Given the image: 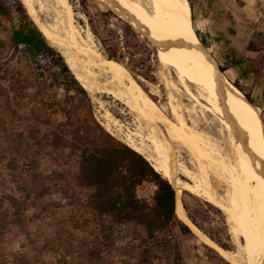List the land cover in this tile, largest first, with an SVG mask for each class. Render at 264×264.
Wrapping results in <instances>:
<instances>
[{
	"label": "trees",
	"instance_id": "obj_1",
	"mask_svg": "<svg viewBox=\"0 0 264 264\" xmlns=\"http://www.w3.org/2000/svg\"><path fill=\"white\" fill-rule=\"evenodd\" d=\"M188 1L192 10V0ZM88 23L108 60L123 64L142 87L141 79L155 82L152 66L158 48L138 29L123 22L115 32L108 26L99 27L91 16ZM3 31L8 32V39L3 42L0 36V99L25 106L31 125L4 140L0 136V158L17 182L16 188L0 195V235L20 223L30 201L43 198L45 179L57 173L52 169L43 179L37 171L41 159H74L78 184L88 190L84 206L95 220L96 230L91 240L80 242L73 264H188L183 242L196 235L178 218L172 183L143 154L100 125L88 90L21 0H0V34ZM247 49L264 50V26L255 24ZM54 113H60L62 119L52 118ZM143 181L155 185L152 203L136 193ZM187 216L227 249L188 212ZM12 259L15 264H29L23 254H14ZM0 264H4L1 258Z\"/></svg>",
	"mask_w": 264,
	"mask_h": 264
},
{
	"label": "rangeland",
	"instance_id": "obj_2",
	"mask_svg": "<svg viewBox=\"0 0 264 264\" xmlns=\"http://www.w3.org/2000/svg\"><path fill=\"white\" fill-rule=\"evenodd\" d=\"M21 1L26 7H29L28 0ZM67 1L72 11L74 24L80 32V35L86 37L88 34L92 48H95L98 54L100 53L101 56L106 58L100 42L90 30L88 16H91L94 23L99 27L108 26L115 32L120 30L124 21L94 0ZM123 1L133 4L132 0ZM217 1L219 2V0H192L191 18L193 27L198 34V38L204 41L206 30H209V13L212 11V4L217 3ZM224 1L235 2V0ZM253 5H255V2ZM257 8L258 20L256 24L264 26V4L260 6V3H257ZM27 9L32 16L30 8ZM50 15L46 13L37 14V20L43 25H47L52 19V15ZM0 36L3 42H7V31L1 32ZM61 36L64 37V35ZM53 43H57V41ZM58 45V43L55 44L56 47ZM156 50L157 61L153 62L152 66V74L155 77L154 83L141 79L142 87L134 78L136 75L132 76L126 70L143 90L144 95L149 96L148 98L157 104L169 121L178 124V117H183L185 122L184 126L187 125L185 127L183 126V132L188 136H192L194 133L196 136L200 135V140L199 137L197 139L199 143H203L206 140L205 142H207L209 151L208 155L198 153L199 151L192 153L185 143L177 137L174 138V136L178 135V132H174L173 136L168 133L165 124L157 123L156 125L159 134H162L161 137L168 140L171 144L172 157L178 161L181 160V162L196 173L201 172V163L207 165L208 176L213 189H215L216 193L222 194L225 192L227 185L220 176H227L228 173H226L220 163L231 160L229 163L233 165L237 164V154L239 152L238 142L226 128L222 116L210 104L200 98L207 94L206 88L196 86V84L192 83L183 75L182 67L176 61L175 56H169V67L168 65L160 63L158 60V49ZM65 53H63L64 57L72 60L71 70L74 74L80 75L81 77L85 74L82 78L87 77V68L85 65L81 64L71 54L72 52L67 51ZM262 59L263 62L258 60L257 64L253 66L255 71L249 76L250 82L247 89L257 94V98L254 101L264 104V55ZM173 83L177 85L176 89L172 87ZM99 92L94 91V89L88 90L94 117L100 125L117 140L128 146L130 142L128 140L137 144L139 143L138 145L141 146V152L144 155L152 154L153 150L146 137L147 133L143 128L144 122L141 116L112 95ZM59 93H62V91L60 90ZM261 114L264 119V111L262 112V109ZM0 116L3 121V130L0 132V136L3 140L7 136H13L23 128L31 125L25 106H15L1 99ZM51 117L58 120L62 119L60 113L51 114ZM188 127H191V129ZM195 128L197 129L195 130ZM202 131L204 134L201 133ZM208 137L211 140H208ZM213 150L214 153H211ZM212 157H215L219 163L213 162ZM224 157L227 159H224ZM4 163L5 161L0 158V195L6 194L10 192V189L17 187V182H15L16 178L14 179V177L9 175L10 171L5 167ZM52 169L56 170L57 173L52 175L48 180L45 179ZM37 171L45 179L46 191L44 196L40 201L38 199L30 201L29 206L23 212L20 223L18 225H10L5 234L0 235V258L4 264H15L12 259L13 255L23 254L29 264H73L80 242L82 240H85V242L91 240L96 230L95 220L91 219L90 212L84 206L88 190L78 184L76 179L78 174L77 162L74 159L53 162L50 159L42 158ZM174 179L191 182L190 179L178 171L175 173ZM172 185L178 194L179 186L175 185L174 182H172ZM154 189L155 185L153 182L143 181L136 186V193L138 197L144 198L147 202L152 203ZM179 196L185 209L186 217L189 219L187 216L188 212L205 232L212 235L215 239L220 240L227 247L225 249L219 246L189 219L198 229V232L193 231L196 235L195 239L192 238L183 242L184 257L188 264H228L226 262H229V264H249L250 251L248 246L241 235H236V238H234L235 235L230 232V227L233 222L229 220L227 213L204 197L198 196L184 188H181ZM178 218L181 219L179 216ZM206 246L213 248L222 257L218 256ZM221 250L230 252V254L233 253L235 260L233 261L229 257L224 256ZM113 254L109 255V257H112Z\"/></svg>",
	"mask_w": 264,
	"mask_h": 264
},
{
	"label": "bare ground",
	"instance_id": "obj_3",
	"mask_svg": "<svg viewBox=\"0 0 264 264\" xmlns=\"http://www.w3.org/2000/svg\"><path fill=\"white\" fill-rule=\"evenodd\" d=\"M94 1L108 8L124 22L138 29L147 37L158 48L160 63L169 67V56H175L176 61L182 67L183 75L196 86L206 88L207 94L200 98L210 104L222 116L226 128L238 142L237 164L229 163L231 160L220 163L228 173L227 176H220L227 185L224 193L218 194L213 189L208 176L207 165L201 163V172L196 173L181 160L174 159L171 144L161 137L162 134H159L156 125L157 123L165 124L168 133L171 135L178 132V135H173L174 138L177 137L185 143L192 153L199 151L198 153L208 155L206 140L199 143L197 141L199 134V136H196L195 133V135L188 136L183 132L185 124L183 117H178V124L169 121L157 104L149 99V96L144 95L143 90L131 78L123 65L104 58L96 52L95 48H92L90 36L87 34L86 37H83L76 28L67 0H28L29 7L27 8H30L32 18L51 45L55 46L58 43V47H55L62 54L70 51L81 64L85 65L88 76L82 78L85 75L83 74L82 77L80 75H76V77L87 90L94 89V91L108 93L141 116L144 122L142 125L146 130V137L153 152L144 155L141 152V146L138 145L139 143L128 140L130 141L128 144L143 154L162 176L179 186L178 194L176 193L175 210L183 222L192 231L198 232V229L186 217L179 196L181 188L204 197L227 213L229 220L233 222L230 232L235 235L234 238L236 235H241L248 246L250 251L249 264H264V120L261 108L250 102L231 82L209 49L198 39L193 28L191 7L188 0H132L133 4L123 0ZM44 13L52 15V19L47 25H43L37 20V14ZM55 41L57 43H53ZM65 60L71 68L72 60L69 58H65ZM172 87L176 89L177 85L173 83ZM181 113L183 114V112ZM191 127L188 128L191 129ZM201 133L204 134L203 131ZM216 152L218 151L216 150ZM211 153H214V150ZM224 159L227 158L224 157ZM212 161L219 163L215 157H212ZM177 171L190 179L191 182L174 179ZM206 239L208 238L206 237ZM221 253L231 260H235L233 253L230 254L224 250H221Z\"/></svg>",
	"mask_w": 264,
	"mask_h": 264
},
{
	"label": "crops",
	"instance_id": "obj_4",
	"mask_svg": "<svg viewBox=\"0 0 264 264\" xmlns=\"http://www.w3.org/2000/svg\"><path fill=\"white\" fill-rule=\"evenodd\" d=\"M254 2L255 5H253ZM257 3L261 6L264 0L215 2L209 13V30H206L204 36L206 45L219 67L231 82L239 85L241 88L239 90L243 94L247 93L253 100L257 98V94L247 89L250 82L249 76L253 74L251 69L257 61L263 62L264 55V50L259 52L247 49V43L258 20ZM253 103L261 109L264 108V104L260 102Z\"/></svg>",
	"mask_w": 264,
	"mask_h": 264
}]
</instances>
